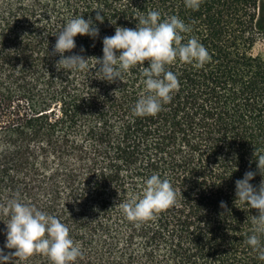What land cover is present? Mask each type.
I'll return each instance as SVG.
<instances>
[{"label":"trees","instance_id":"trees-1","mask_svg":"<svg viewBox=\"0 0 264 264\" xmlns=\"http://www.w3.org/2000/svg\"><path fill=\"white\" fill-rule=\"evenodd\" d=\"M149 11L183 20L182 42L195 37L211 58L167 65L178 89L138 117L147 61L109 83L95 77V58L105 36ZM81 15L99 35L78 34L65 55L89 59V71L58 70L56 34ZM263 39L264 0H200L197 10L184 0H0V207L16 198L57 217L80 246L74 264H264L246 243L258 211L235 196L246 171L254 187L264 179ZM152 174L170 182L175 203L129 221L119 203L141 196ZM7 220L0 212V248ZM8 264L50 261L34 253Z\"/></svg>","mask_w":264,"mask_h":264},{"label":"clouds","instance_id":"clouds-1","mask_svg":"<svg viewBox=\"0 0 264 264\" xmlns=\"http://www.w3.org/2000/svg\"><path fill=\"white\" fill-rule=\"evenodd\" d=\"M184 4L186 8L197 10L200 0H184ZM95 19L103 22L104 17L98 11ZM138 24L134 29L116 27L114 35L103 38V55L95 58V66H99L95 77L109 83L117 79L122 81V74L147 61L148 66H144L142 71L144 94L132 108L135 116L144 117L160 112L179 87L177 75L166 70L167 65L178 60L195 68H203L211 57L195 37L182 42V34L190 32V28L175 15L161 19L159 11H149L139 19ZM78 34L95 39L99 29L91 19L86 20L82 15L69 19L56 34L52 49V53L60 57L56 65L58 70L69 73L89 71V59L76 53L65 55L76 47L74 38ZM256 161L259 173L264 176V155H260ZM256 174L246 171L243 178L235 181V196L236 200L258 211L252 220L255 226L253 233L247 237L246 243L258 252L260 260H264V244L261 243L264 236V179L258 188L254 187L250 181ZM175 199L176 193L170 182L166 178L161 179L159 174H152L144 181L142 195L120 202L119 207L129 221H144L173 205ZM221 207H225L223 202ZM0 212L8 216L7 223L4 222V248L14 249V252L6 254L4 248H0V264H8L12 257L26 260L34 253L47 256L50 264H74L81 256L79 244L73 241L69 228L57 217L16 198L0 207Z\"/></svg>","mask_w":264,"mask_h":264},{"label":"rangeland","instance_id":"rangeland-1","mask_svg":"<svg viewBox=\"0 0 264 264\" xmlns=\"http://www.w3.org/2000/svg\"><path fill=\"white\" fill-rule=\"evenodd\" d=\"M254 51H255L256 53H258V52H264V39L261 40V41H259V42L256 44Z\"/></svg>","mask_w":264,"mask_h":264}]
</instances>
